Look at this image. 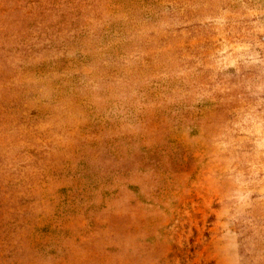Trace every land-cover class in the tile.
Wrapping results in <instances>:
<instances>
[{"label":"rangeland","instance_id":"374dc122","mask_svg":"<svg viewBox=\"0 0 264 264\" xmlns=\"http://www.w3.org/2000/svg\"><path fill=\"white\" fill-rule=\"evenodd\" d=\"M0 264H264V0H0Z\"/></svg>","mask_w":264,"mask_h":264}]
</instances>
